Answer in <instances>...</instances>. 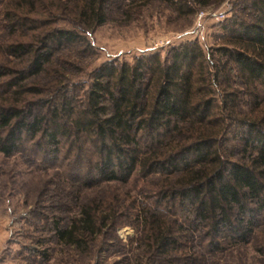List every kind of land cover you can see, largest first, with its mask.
Here are the masks:
<instances>
[{
    "label": "trees",
    "instance_id": "1",
    "mask_svg": "<svg viewBox=\"0 0 264 264\" xmlns=\"http://www.w3.org/2000/svg\"><path fill=\"white\" fill-rule=\"evenodd\" d=\"M112 1L0 0L3 30L17 34L1 46L12 66L0 61V154L10 156L29 140L53 158L71 146L77 163L65 177L80 186L151 176L159 203L142 208L150 210L144 221L152 250L171 254L183 231L192 242L204 231L207 251L247 243L264 224V0L234 2L220 23V45L204 49L185 40L164 54L103 62L78 95L66 77L70 64L55 67V53L82 42L79 30L105 23ZM126 1L166 4L187 16L225 0ZM66 9L76 17L73 28H48L51 20L41 18ZM27 29L37 32L17 40ZM39 77L47 78L45 90ZM44 91L45 98L22 97ZM99 207L79 204L65 226L52 222L54 235L85 248L111 220ZM174 207L186 215L176 216ZM156 214L171 223L164 226Z\"/></svg>",
    "mask_w": 264,
    "mask_h": 264
},
{
    "label": "rangeland",
    "instance_id": "2",
    "mask_svg": "<svg viewBox=\"0 0 264 264\" xmlns=\"http://www.w3.org/2000/svg\"><path fill=\"white\" fill-rule=\"evenodd\" d=\"M235 1L225 0L219 6L211 4L192 15L178 16L166 4L113 0L105 23L86 32L79 30L82 42L57 50L54 59L59 64L55 62V67L62 60L70 64L66 77L75 81L76 94L83 95L90 71L103 62L131 61L153 50L164 54L169 46L185 40H197L204 49L216 47L223 32L220 23L231 16ZM2 5L0 10L6 8ZM67 11H57L51 18L40 16L51 20L48 28H73L76 17ZM2 26L0 22V61L12 66V58L3 57L1 46L17 34L9 35ZM36 30L39 32V28ZM36 30L27 29L17 40H31ZM45 79L39 77L36 81L43 90L47 88ZM45 92L22 97L45 98ZM5 97L14 100L9 94ZM84 149L85 158L91 159L94 153L89 145ZM48 153L29 140L10 156L0 154V264H190L183 257L187 255L196 256L193 264H264V224L247 243L207 251L204 231L197 233V242L190 241L188 232L183 231L175 239L171 254L152 250L144 221L150 217V210L142 206L159 203L154 195L156 180L134 174L126 183L80 186L78 179L68 181L65 177L77 163L75 149L62 147L54 158ZM84 202L100 206L101 213L110 214L111 220L85 248L77 249L57 239L52 222L58 219L59 225L65 226ZM177 207L173 210L179 211ZM183 215L181 210L176 214ZM157 216L164 226L171 223Z\"/></svg>",
    "mask_w": 264,
    "mask_h": 264
}]
</instances>
